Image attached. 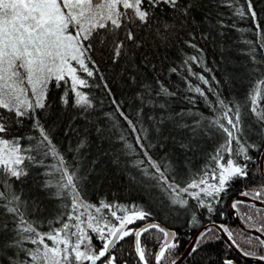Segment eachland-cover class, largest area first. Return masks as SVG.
I'll use <instances>...</instances> for the list:
<instances>
[{
	"label": "trees",
	"instance_id": "trees-1",
	"mask_svg": "<svg viewBox=\"0 0 264 264\" xmlns=\"http://www.w3.org/2000/svg\"><path fill=\"white\" fill-rule=\"evenodd\" d=\"M249 2L180 0L178 9L194 5L187 16L167 6L156 8L149 26L132 27L134 41L125 39L124 29L118 33L125 43L118 58L113 53V34L107 29L99 30L84 42L91 45L89 56L95 69L94 76L87 78L91 87L82 91L89 94L93 107L81 115V109L73 106L70 81L67 84L61 81L57 86L52 80L47 85L44 108H36L22 117L0 109V122L7 129L0 137L18 140L22 149L33 148L40 140L38 122L69 171L79 178L77 189L85 205L99 206L103 202L128 210L118 211L119 216L132 214L135 210L150 213L128 226L133 230L151 221L175 230L173 243L179 246L170 250L171 256L166 254L162 264H170L172 259L177 261L194 235L210 224L228 228L233 233L235 248L242 255L244 252L264 254V247L256 246V236L235 224L229 205L238 196L264 203V177L260 172L264 127L251 111L253 89L264 79V0H251L257 13L255 19L247 11ZM239 11L244 15H239ZM165 22L170 25L167 30L163 27ZM190 57L197 59L193 61ZM200 76L207 83L199 79ZM161 86L174 95L157 96ZM196 88L203 95L196 92ZM66 92L67 105L63 102ZM149 97L153 101L166 102L165 108H160L158 103H149ZM258 104L264 110V85H261ZM228 108L232 109L228 113L230 117L234 118L237 109L241 115L240 144L233 142L231 158L241 165L247 164V176L231 179L226 191L218 197H207L199 192L201 199L212 203L214 211L209 213L207 207H201L197 199L181 189L193 181L198 182L201 177L213 175L215 162L212 157L224 143L225 135L211 126V122L221 118ZM221 123L226 124V120ZM194 127L196 132L192 131ZM182 143L191 147L182 148ZM241 145L247 148L248 155L253 158L251 161L236 155ZM24 155H36V152H25ZM149 157L168 182L178 186L175 192L152 178L159 176V172L152 167ZM228 158L224 154V159ZM37 159L43 161L39 166L25 159L21 167L27 174L19 180H9L10 188L0 183V191L9 197L13 193L19 196L16 206L24 219L41 233H46L61 226L57 221L66 219V214L71 211V198L56 196L54 186H45L46 182L55 184L60 178L55 170L59 166L58 159L52 155H37ZM173 198L186 203H172ZM3 203L6 201H0V223H7L9 236L15 237L18 217L4 212ZM234 203L243 225L262 229L259 232L264 236V208L242 201ZM102 212L106 220H112L108 210ZM92 235L93 245L99 248L100 241ZM209 235L219 236L218 233ZM164 238L162 232L151 229L141 236V244L155 253ZM249 240L251 244L247 242ZM133 241L134 236H128L118 245L116 254L121 257V264L123 261L137 264ZM22 247L34 249L36 246L23 240ZM16 259L19 264L27 257L20 252ZM148 259L149 264H155L152 256ZM225 260L233 264H264L244 261L220 236L203 244L182 264H224Z\"/></svg>",
	"mask_w": 264,
	"mask_h": 264
},
{
	"label": "snow or ice",
	"instance_id": "snow-or-ice-1",
	"mask_svg": "<svg viewBox=\"0 0 264 264\" xmlns=\"http://www.w3.org/2000/svg\"><path fill=\"white\" fill-rule=\"evenodd\" d=\"M179 3L180 0H0V109L15 112L17 117L25 116L36 108L45 107L46 89L50 81L55 80L57 86L61 81L66 84L70 81L69 87L74 94L73 106L81 109V115H84L93 107V104L89 94L82 89L91 87L87 78L94 76L95 69V63L89 56L91 45H86L84 42L89 41L99 30L107 29L113 34L111 41L113 53L114 57L118 58L125 48L124 41L118 35L122 29L125 30L123 33L125 39L134 41L135 33L132 27L149 26L154 16L153 10L161 6L182 11L186 16L190 15L189 9L194 5L188 4L187 7L178 9ZM247 11L253 19L256 18L257 13L253 9L251 0ZM238 14L244 15L243 11H239ZM163 27L167 30L170 25L165 22ZM101 43H104L103 39ZM189 59L196 61L197 58L190 57ZM199 79L207 83L203 76ZM261 85H264V79H261L253 89L251 111L264 127V110H261L258 104L261 98ZM104 86L107 88V84ZM29 91L32 98L28 96ZM195 91L203 95L199 88ZM109 94H111L110 90ZM156 95L170 96L174 93H170L168 89L161 86ZM66 97L67 92L63 99L65 105L68 103ZM148 102L158 103L160 108H165L166 102L153 101L150 97ZM220 103L224 106L223 101ZM231 111L232 109L228 108L221 118L211 122V126H215L225 135L224 143L212 157L215 162L213 179H216L218 183L209 184L201 177L198 182L189 183L188 187L181 191L187 192L188 188H200L205 196L215 198L221 192L226 191V185L231 179L247 176V164L241 165L231 158L233 156L232 144L233 142L240 144L238 134L242 132L239 109L236 110L234 118L228 115ZM221 120H226V124L221 123ZM131 123L129 121L130 125ZM180 126L185 127V125ZM36 127L40 128V140L33 148L22 149L18 140L9 141L0 138V183L10 188L9 180H19L26 175L25 169L21 167L25 159L39 166L43 161L38 160L37 155L43 157L52 155L59 161V166L55 170L60 174V178L55 184L52 181L46 182L45 186H54L57 189L56 196L70 197L71 211L66 214V219L62 218L57 221L61 225L59 228L41 233L20 213L19 207L16 206L20 197L14 193L9 197L5 192L0 191V201H6L2 205L4 212L18 217L15 237L9 236L7 223H0V264H17L16 257L20 252H23L27 259L19 261V264H121V257L116 253L120 242L128 236H134L133 250L137 264H149V256L154 258L155 264H162L166 259V254L171 256L170 250L174 251L179 246L178 243L172 242L175 240V233L166 231L158 224H149L139 230L128 227L135 220L145 219L150 213L135 210L132 214L119 216L118 211L127 212L128 210L122 206H113L103 202L99 206L85 205L77 189L79 178L75 172L69 171L63 157L56 151L48 134L38 122ZM6 131L5 125L0 122V134ZM97 131L100 130L97 129ZM192 131L196 132L197 128L194 127ZM137 140L139 142V137ZM181 147L189 149L191 145L182 143ZM248 147L256 146L249 145ZM32 151H35L36 155L27 157L24 155L25 152ZM224 154H227L229 158L224 159ZM236 155H243L245 161L253 159L243 145L240 146ZM149 161L151 162L150 157ZM151 163L152 167L159 172V176L152 178L157 180L158 184L168 185L175 192L178 186L170 184L158 166L154 162ZM145 175H148L146 170ZM201 185L204 187L201 188ZM189 195L197 199L201 207H207L209 213L214 211L212 203L201 199L199 192H191ZM172 203L183 205L186 201L173 198ZM233 207H236V203ZM103 209L108 210L118 224L106 220ZM102 221L103 224H101ZM193 222L195 223V217H193ZM151 229L162 232L165 237V243L155 253L148 251L141 244V236ZM219 229H222L227 234L228 240L235 244L233 233L228 228L221 225ZM219 229L207 228L199 233L197 239L189 247L186 256L197 253L203 244L219 239L218 235H209V233H217ZM256 230L262 231L260 228ZM25 233L29 235L24 236ZM90 233L100 241L99 248L93 245V235ZM255 239L258 242L257 247H264V239L260 237ZM23 240H29L36 247L34 249L23 248ZM247 242L252 243L251 240ZM243 255L264 261V254L244 252ZM123 264H127V261H123ZM170 264H176L175 259H172ZM224 264H233V262L225 260Z\"/></svg>",
	"mask_w": 264,
	"mask_h": 264
},
{
	"label": "water",
	"instance_id": "water-1",
	"mask_svg": "<svg viewBox=\"0 0 264 264\" xmlns=\"http://www.w3.org/2000/svg\"><path fill=\"white\" fill-rule=\"evenodd\" d=\"M264 153L261 157V160H260V172L262 174V176L264 177V167H262V165H264ZM235 201H242L244 203H248L250 205H253V206H259V207H262L264 208V203L260 202V201H255L249 197H244V196H238V197H235L234 200H232L229 205H230V211H231V216H233V220L235 222V224H237L244 232H248L250 234H252L253 236H256V237H260L261 239H264V236L258 231L250 228V227H246L243 225V223L241 222L239 216L237 215V211L235 210V208L233 207V203ZM149 224H158L161 228L165 229L166 231L170 232V233H175V230H170V229H167L164 225H161L159 224L158 222H154V221H151L149 223H146L144 225H142L139 229L149 225ZM129 226V225H128ZM207 228H218L219 229V225L217 224H210V225H207V226H204L202 229H200L195 235H194V238H193V241L186 247L183 255L176 261V264H182L185 260V258L187 257L186 256V253L189 249V247L192 245V243L197 239V236L199 235V233H201L202 231H204L205 229ZM137 229V230H139ZM219 234V236L230 246V248H232L234 250V252L236 253L237 256H239L240 258H243L244 261L246 262H254V263H259V262H264V261H260V260H256V259H253V258H247L245 257L244 255H242V253L238 250V248H235L234 244H232L231 241L228 240L227 238V235L223 232L222 229H219V231L217 232ZM173 242V241H172ZM165 243V238H164V242L163 244Z\"/></svg>",
	"mask_w": 264,
	"mask_h": 264
},
{
	"label": "rangeland",
	"instance_id": "rangeland-1",
	"mask_svg": "<svg viewBox=\"0 0 264 264\" xmlns=\"http://www.w3.org/2000/svg\"><path fill=\"white\" fill-rule=\"evenodd\" d=\"M70 31H73V29H70ZM73 63H74V62H73ZM28 96H29V98H32V97H31V92H30V91L28 92ZM0 138H1V137H0ZM213 174H214V173H213ZM204 179L207 180V182H208L209 184H216V183H218V181H217L216 179H213V175L208 176V177H206V178H204ZM200 187L203 188L204 185H201ZM187 192H188V193H191V192H201V191H200V188H189ZM108 221H110V219H109ZM111 222H112V223H117V224H118V221H116L114 218H112ZM103 223H104V222L102 221L101 224H103ZM85 227H86V225H85ZM90 235H92V234L90 233Z\"/></svg>",
	"mask_w": 264,
	"mask_h": 264
}]
</instances>
